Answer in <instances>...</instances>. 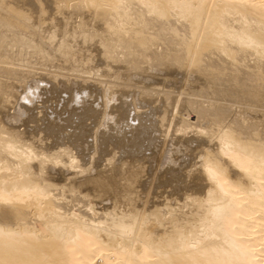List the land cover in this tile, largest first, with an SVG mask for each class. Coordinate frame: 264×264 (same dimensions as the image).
<instances>
[{
	"label": "bare ground",
	"instance_id": "obj_1",
	"mask_svg": "<svg viewBox=\"0 0 264 264\" xmlns=\"http://www.w3.org/2000/svg\"><path fill=\"white\" fill-rule=\"evenodd\" d=\"M1 1L0 264H264V0Z\"/></svg>",
	"mask_w": 264,
	"mask_h": 264
},
{
	"label": "rangeland",
	"instance_id": "obj_2",
	"mask_svg": "<svg viewBox=\"0 0 264 264\" xmlns=\"http://www.w3.org/2000/svg\"><path fill=\"white\" fill-rule=\"evenodd\" d=\"M1 4H0V14L1 15H12V12H11V10L8 8V5L7 4H5V2H0ZM76 2H73V4H75ZM2 5V6H1ZM3 7H5V9L3 8ZM5 11H4V10ZM6 9L8 10V11H6ZM70 11H69V14L67 15V16H69V15H72V13L74 12L75 13V11L73 10H71V9H69ZM72 11V12H71ZM5 12V13H4ZM73 13V14H74ZM58 16H63V14H61V13H58L57 14ZM65 15V14H64ZM76 15V13L74 14V15H72L73 17ZM77 21H79V19L77 20ZM2 25H3V22L2 21H0V43L3 45V47L2 48H0V54L2 55V54H9V53H12V52H10V51H16L18 54H17V56H18V58H19V54L21 53V51H22V49L21 48H19V47H13L14 45L11 43L12 42V38H10V35H8V34H6L5 33V30L4 29H2L3 27H2ZM81 26V25H80ZM2 27V28H1ZM2 35H3V40H4V36H6L5 37V40L4 41H2V39H1V37H2ZM8 38V39H7ZM24 38V37H23ZM42 38V37H41ZM40 39V38H39ZM46 40V41H45ZM57 41L59 40L58 38L56 39ZM54 41V40H51V41H49V43H48V39H45V38H43V41H45L43 44L41 43V45H44L45 44V46H46V50L44 49V52H47V50H48V52H53V53H59L58 51H59V41L57 42V41ZM41 42H43L42 41V39L40 40ZM51 42L53 43L52 45H51ZM46 43L48 44V46H50V47H48V49H47V45H46ZM7 44V45H6ZM12 44V45H11ZM7 47H6V46ZM56 45V46H55ZM9 46V47H8ZM10 46H11V48H10ZM44 46V47H45ZM53 46H55V47H53ZM73 46H75V45H73L72 44V47ZM4 47H6V48H8V49H6V51L8 50L9 52H5V48ZM58 47V48H57ZM15 48H17L16 50H15ZM52 48V49H51ZM54 48V49H53ZM56 48H57V51H55L56 50ZM50 49V50H49ZM24 50H26V54L28 55H26V56H24V58H26L29 62L28 63H30L31 61H30V59H31V57H30V54H28V49L27 48H25ZM52 50V51H51ZM15 52V53H16ZM21 57V56H20ZM64 60H66V59H63V61H62V64H64L65 63V61ZM61 63V62H60ZM59 63V66H61L62 64H60ZM67 63V62H66ZM64 64V66H66L67 65V67L66 68H70V69H75V71H77V69L75 68V67H77V68H81V66H79L78 67V65H73V64H71V62H69V63H67V64ZM55 64H58V63H55ZM68 64H71V65H73V67L71 66V65H68ZM70 66V67H69ZM72 67V68H71ZM81 70V69H80ZM20 79V78H19ZM111 166L112 165H110L109 167H110V169H111ZM197 204V203H196ZM182 206V205H181ZM175 210H177V208L175 209ZM184 230H186V228H183V231Z\"/></svg>",
	"mask_w": 264,
	"mask_h": 264
}]
</instances>
